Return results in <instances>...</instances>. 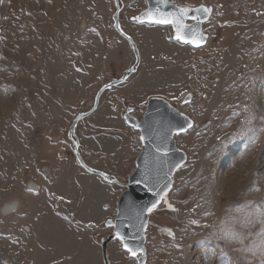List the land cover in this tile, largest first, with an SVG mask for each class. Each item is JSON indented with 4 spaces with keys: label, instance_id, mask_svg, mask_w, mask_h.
Returning <instances> with one entry per match:
<instances>
[{
    "label": "rangeland",
    "instance_id": "obj_1",
    "mask_svg": "<svg viewBox=\"0 0 264 264\" xmlns=\"http://www.w3.org/2000/svg\"><path fill=\"white\" fill-rule=\"evenodd\" d=\"M179 1H205L211 9L202 47L179 45L169 29L130 23L143 2L119 0L121 30L131 33L140 58L121 86L128 102L139 114L149 97L165 98L193 121L175 136L187 160L148 212L146 264H264V0ZM114 12V0H0V242L9 246L0 264H26L23 256L45 231L61 232L54 225L61 214L76 225L92 222L96 246L88 242L79 257L101 259L117 188L86 174L67 132L97 91L129 69ZM111 90L78 127L97 117ZM99 122L110 121L100 116ZM138 147L135 140L95 158L126 183ZM107 249L110 264H136L119 242Z\"/></svg>",
    "mask_w": 264,
    "mask_h": 264
},
{
    "label": "water",
    "instance_id": "obj_2",
    "mask_svg": "<svg viewBox=\"0 0 264 264\" xmlns=\"http://www.w3.org/2000/svg\"><path fill=\"white\" fill-rule=\"evenodd\" d=\"M164 1L166 0H147V4L150 7L147 12L158 9L159 12H154L156 16L165 15L170 20L175 19L179 15V10L181 8H177L171 3L166 4ZM114 4L116 7L115 13L112 16L114 28L122 37L124 36L129 43L134 45V42L129 37L123 35L119 26L120 10L118 0H114ZM199 8L205 7L193 9L183 8L188 9L189 12L188 16L182 19V22L186 20L194 21L188 27L189 30L194 29L195 31L191 32L188 30L187 32L191 34L192 37L197 38H199L200 34V21L207 19L211 13V11L207 14L203 12L197 13L195 9ZM192 16H196L200 21L192 19ZM174 29L176 31V28ZM187 32L181 30L180 34L182 35V33ZM206 39L207 35H203L202 38L196 42L190 39H182L181 41L185 42L187 40L190 42L185 43H190L194 47H201L205 44ZM135 67L122 75L119 79L112 80L101 87L95 96L91 109L78 114L73 119L67 132V138L72 144L76 160L86 172L97 175L108 183L119 185L124 188L117 202L114 222L108 221L107 224L113 227V233L105 240L101 241L104 264H110L107 257V246L114 239H118L122 243L124 251H126L124 248L125 244L133 250L142 249L143 254L140 255L138 252L135 258L137 259V264L146 263L147 256L144 230L148 221V209H153V204H155L156 207L158 206L163 195L167 193L173 185L174 171L186 161V154L176 147L175 140L173 139L174 135L185 132L193 125L191 119L182 114L167 101L161 98H151L147 102L142 120L137 121L128 115L124 116L125 123L138 132V139L142 144L140 155L135 160L136 169L128 177L127 183L122 185L117 180L109 177V175L88 167L78 152L79 142L75 136V128L80 120L86 118L96 110L101 94L105 90L124 83L134 71ZM190 99V95H186L183 103H188ZM142 137L143 139H141ZM127 253L130 255L129 252ZM130 256L133 257L132 255Z\"/></svg>",
    "mask_w": 264,
    "mask_h": 264
},
{
    "label": "crops",
    "instance_id": "obj_3",
    "mask_svg": "<svg viewBox=\"0 0 264 264\" xmlns=\"http://www.w3.org/2000/svg\"><path fill=\"white\" fill-rule=\"evenodd\" d=\"M121 86L123 87V85H119L117 87L119 88L118 90H111V93L104 96V100L100 107L97 117H95L92 121L83 123L80 127H78V124L76 134L80 144L79 150L85 164L93 169L102 170L106 172L108 171L109 173L116 175V178L119 181L123 182V179L119 177L116 172L112 171L110 168H108V166L103 164L99 158H95V155L98 153L111 152L116 149H121L123 148V145H129V143H134L137 139V134L135 133V131L131 128L129 129V127L127 128L126 125H124L126 126V128H123V122L119 121L123 110V97L126 100H129L124 91L126 88H123L122 90ZM100 116L107 117L110 122H99ZM115 123H118V125ZM138 152L139 147L135 155H137ZM86 174L90 176H95L89 173ZM84 176L87 175L84 174ZM44 186L45 188H47V181H45ZM79 189L83 188L80 187ZM82 194V192H79L81 203L85 200V197H83ZM118 196L119 191H116V200ZM70 203L72 204L71 200ZM71 211L73 210L71 209ZM58 214L59 213H57V217ZM59 217L60 218L55 219L54 225L59 226L61 232L54 231L53 233H51V235H48V232L45 231V234L43 233V239L40 245L38 247L33 248L32 252L28 251V253L23 256L26 264H33V262L31 261V257L36 258V256L45 258L46 261L43 264H86L85 262L87 261H95L96 264H103L102 255L101 259L100 257L98 259V257H95L91 253L89 256H85V258L83 256L79 257L81 248L89 249L86 245L88 242L92 244L91 248H94V245L96 246V234H94L91 230V228L94 227V225H91L92 222L81 221L79 225H76V221L65 220V217L62 214ZM84 228H86V230ZM63 230L68 231L64 232ZM65 234L67 235V238L65 237ZM64 242L72 243L76 246L74 248H71L70 250H64ZM8 248V245L0 242V262L4 261L5 259H8ZM80 255H82V253ZM83 260H85V262Z\"/></svg>",
    "mask_w": 264,
    "mask_h": 264
},
{
    "label": "flooded vegetation",
    "instance_id": "obj_4",
    "mask_svg": "<svg viewBox=\"0 0 264 264\" xmlns=\"http://www.w3.org/2000/svg\"><path fill=\"white\" fill-rule=\"evenodd\" d=\"M142 2H143V6L141 7V9H139L138 12L134 13L133 15H131L130 17L127 18L130 23H132L134 25H138V26H148V27H156V28H162V29H169V32L171 34V37L173 39H175L174 40L175 42H177L181 46H185V47H188L190 49H193L191 45L182 44L181 43V40H178L175 37L176 33L174 31V28L175 27H174L173 24H170V25L165 26V25H159V24H156V23L151 22L152 18L145 16V13H146L145 10L147 9L146 1L145 0H142ZM166 2H171V4H173L174 6L179 7V8H194V7H198V6H204V7H206V2L205 1H199V2L193 3V2H180L179 0H166ZM137 18H139V19H137ZM203 23H205L204 20L201 21V25H200L201 34H204L205 33L204 28H203ZM182 24H183V29H185V31H186V30H189L188 27H187V25L188 24H191V21L190 20H187V21H185V23L182 22ZM123 35L131 36V33L129 34L123 28ZM188 36H187V38H188ZM123 39H124V37H123ZM128 46H129V53L131 55V61H130L129 67H128L129 69L126 70L124 73L130 71L133 67L136 66L135 69H134V72H133V73H135L138 70L139 66H140L139 51L137 50L136 46H134V45L128 44ZM133 73L131 75H133ZM146 104H147V101H146ZM146 104H145L144 107H141V109H142L141 112H139V114H136L135 109H134L135 105L132 103V101L128 102L123 97V106H124V108H123L124 109L123 114L126 113L128 115H131V116L137 118V119H141L142 118V115L145 112V109L147 107Z\"/></svg>",
    "mask_w": 264,
    "mask_h": 264
},
{
    "label": "snow or ice",
    "instance_id": "obj_5",
    "mask_svg": "<svg viewBox=\"0 0 264 264\" xmlns=\"http://www.w3.org/2000/svg\"><path fill=\"white\" fill-rule=\"evenodd\" d=\"M195 11L197 13L203 12V13L207 14V13H210L211 10L208 9V8H199V9H195ZM188 12H189L188 9H183L182 8V9L179 10V15L175 19H171V20L165 15L156 16L152 11H149V12L145 13V16L151 17L152 18L151 22L156 23V24L172 23L174 25V27L176 28V31H177V37L176 38L178 40H182V39H184V37L181 36V34H180L181 30L183 28L182 19L188 16ZM191 18L194 19V20L197 19L196 16H192ZM137 19H139V18H137ZM189 31L194 32L195 30L194 29H190ZM185 42H190V41L186 40ZM141 139H143V137ZM155 207H156V205L153 204L152 208H155ZM148 211H152V209L150 208V209H148ZM173 211H174V209H173ZM262 215H264V213H262ZM169 234H171V233H169ZM117 235H119V234H117ZM124 248L133 257H136L138 255V252H139L140 255L143 254V250L142 249L133 250V249L129 248L127 246V244L124 245Z\"/></svg>",
    "mask_w": 264,
    "mask_h": 264
},
{
    "label": "bare ground",
    "instance_id": "obj_6",
    "mask_svg": "<svg viewBox=\"0 0 264 264\" xmlns=\"http://www.w3.org/2000/svg\"><path fill=\"white\" fill-rule=\"evenodd\" d=\"M7 209H13V207L11 206V207H5V210H7Z\"/></svg>",
    "mask_w": 264,
    "mask_h": 264
}]
</instances>
